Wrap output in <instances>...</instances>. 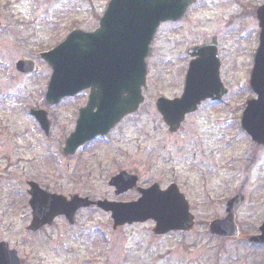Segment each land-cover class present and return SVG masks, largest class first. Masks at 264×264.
<instances>
[{
  "label": "rangeland",
  "instance_id": "obj_1",
  "mask_svg": "<svg viewBox=\"0 0 264 264\" xmlns=\"http://www.w3.org/2000/svg\"><path fill=\"white\" fill-rule=\"evenodd\" d=\"M107 3L108 0H0V14L7 18L8 26L0 29V238L18 250L24 264H85L88 252L83 246H93L87 236L92 231L104 234L105 253L111 239L118 243L116 252L124 254L128 250L132 257L120 264H176L177 255L183 253L181 240L188 245L191 239L200 243L207 239L203 235L205 225H199L196 234L186 237H158L152 234L150 225L129 227L117 235L111 229V215L95 209H83L76 217L78 233L86 231L84 238L73 237V229L77 227L71 229L64 217L40 232L27 230L32 219L29 203L22 205L25 198L26 202L29 200L27 181H38L44 188L64 195L79 191L73 185L80 182L77 172L82 158L73 157L72 170L68 171L67 160L58 145L73 129L71 120L83 97L73 99V106L72 100L66 99L51 107L45 99L51 69L41 62L44 67L39 73L18 72L16 76L15 63L20 58L39 60L40 52L53 48L75 28L94 29ZM263 3L264 0H199L179 22L159 28L150 53L152 92L148 105L155 95L180 94L184 79L178 81L174 72L187 59L185 49L218 36L230 89L224 105H232L236 112L206 108L186 123V129L193 127V142L199 144V171L192 172L191 177L200 183L194 185L195 194L190 198L197 207L194 215L204 222L215 216L198 207L214 202L216 195L211 194L209 181L211 185L215 177L226 176L234 186L247 184V200L237 211V222L244 233H259L258 226L264 220V149L258 150L255 157L252 155L256 163L248 170L247 158L253 143L240 127L239 111L248 99L255 97L249 80L259 43L255 10ZM29 106L44 109L54 117L49 140L29 113ZM1 154H8L7 159H2ZM224 166L228 167L220 171ZM97 190L104 192L101 186ZM120 236L122 240H118ZM236 240L227 242L222 251H214L220 244L214 241L208 253H216L226 260L225 264H264V245ZM156 254L169 256L160 262L155 260Z\"/></svg>",
  "mask_w": 264,
  "mask_h": 264
},
{
  "label": "water",
  "instance_id": "obj_2",
  "mask_svg": "<svg viewBox=\"0 0 264 264\" xmlns=\"http://www.w3.org/2000/svg\"><path fill=\"white\" fill-rule=\"evenodd\" d=\"M197 1L111 0L101 20V28L92 33L75 30L54 50L43 54L53 67L47 92V99L51 104L85 88L92 89L90 108L81 111L76 131L66 141V147L63 149L65 153H74L87 136L95 135L97 133L95 131L104 130L100 127L87 126L89 119L95 117L88 111L94 106L98 105L100 116L106 118L104 125L108 127L105 131L124 115L138 109L144 101L142 86L146 84L145 58L158 26L164 21L181 19L189 6ZM258 18L262 27L260 47L250 80L251 87L258 98L248 102L242 125L255 141L264 144V6L258 9ZM215 47L216 39L211 44L190 51L192 55H199L200 58L191 62L185 92L181 101L175 102H186L191 105L184 113L195 110L201 100L212 97L214 94L220 97L225 92L218 73L213 74L217 68ZM18 69L23 72L38 70L35 63L29 60L19 61ZM199 70L201 72L206 70V75L199 74ZM99 80L101 82H98ZM124 93L129 94L125 100ZM107 94L112 97V100ZM107 99L117 104L108 105ZM161 102H163L162 99L159 101V107L169 122L171 118L163 110ZM33 113L48 131L49 122L46 119V112L33 111ZM30 193L33 195L31 204L34 209V219L29 229L33 230H38L44 224H51L59 215H66L73 222L79 208L92 204L88 199L78 196H72L71 200H67L62 195L48 194L36 186ZM240 201L241 198H235L230 202L228 217L212 224L213 232L240 236L234 214ZM99 205L113 211L116 224L154 218L158 222L157 232L176 228L190 229L193 224V216L189 213L187 202L178 197L174 198L170 194L145 195L134 204L99 202ZM177 205L183 207V211L170 212L169 207ZM166 207L168 209H165ZM260 230L261 235L247 238L250 241L264 243V224ZM0 264H20L16 251H10L6 243L0 244Z\"/></svg>",
  "mask_w": 264,
  "mask_h": 264
},
{
  "label": "flooded vegetation",
  "instance_id": "obj_3",
  "mask_svg": "<svg viewBox=\"0 0 264 264\" xmlns=\"http://www.w3.org/2000/svg\"><path fill=\"white\" fill-rule=\"evenodd\" d=\"M7 17V16H6ZM101 17V16H100ZM100 19V18H99ZM99 22V21H98ZM16 26V24H14ZM99 26V25H98ZM97 26V27H98ZM14 27V26H13ZM95 27L94 29H96ZM0 29H8L7 18L5 19L3 15L0 14ZM90 29L88 31H92ZM193 49L189 47L185 49L187 59L185 57L184 63L181 67L176 69L174 72L178 76V81L183 77V86L182 92L180 94H163L155 95L152 99L150 105H148L149 97L152 92L151 87L149 86V74H150V65L152 54L147 58L148 71H147V88L144 90L145 100L140 105L139 109L135 112L125 115L121 120L114 123L107 132L98 134L91 140H87L78 148L75 154L65 155L67 160L66 166L68 171L72 170V160L73 157L79 155L82 158V163L80 170L77 174L79 175L80 182L73 185L82 191L80 193L78 190L72 194H78L81 197H87L92 200H108L111 202H135L139 200L145 192L151 190L155 194H165L166 192L172 193L177 196H183L188 201L190 213H196L197 207L191 202V196L194 193V185L200 183L196 181L194 177H191L192 172L199 171L198 164V142H193L195 140V134L193 127H188L186 129V123L188 120L198 113L202 112L206 108H217L221 112H234V109L229 107V105H224L226 97L229 93L222 95L218 99L207 98L203 100L199 105L196 111L189 112L183 116V118L178 121L173 126L165 120L164 115L160 112L158 108V100L160 97L164 98L165 102L163 103L164 111L170 115L175 116L176 114L182 115L184 109L190 107L188 103H180L171 105L169 102L174 101L182 96L184 90V84L186 81V76L189 68V64L193 59H199L200 56L197 55L192 57L190 55V50ZM50 50V49H48ZM47 51V50H45ZM42 52H40L39 60H35L37 64L44 67V63L48 67V64L42 60L40 57ZM216 56H217V66L218 69H215L213 74H219L221 81L223 82L226 89H229L226 82V60L222 56V50L220 45L216 47ZM21 59V58H20ZM17 62V61H16ZM44 62V63H41ZM16 64V63H15ZM15 75L18 76V71ZM183 73V76L181 75ZM203 74L199 70V74ZM204 75V74H203ZM175 82V80H174ZM83 97V102L81 105L77 106L74 117H72L71 123L73 129H69L67 136L63 140V144L58 146L62 147L65 144V140L75 129L76 120L79 115V111L82 107L88 105L90 90L87 89L80 93L79 95L69 99L72 100L71 105L73 106V99L76 97ZM243 106L239 109L240 113L244 110ZM40 109V108H38ZM233 109V110H232ZM98 109L95 108L94 111ZM236 112V110H235ZM48 117L51 122V129L49 135L45 136L49 140V137L54 128V117L48 113ZM34 118V117H33ZM143 118H150V120H144ZM94 122L101 121L105 123L106 118L102 117L99 119H93ZM197 123V121L195 120ZM143 123H148L143 126ZM39 126V125H38ZM40 128V127H39ZM132 130L134 132H132ZM261 145H258L256 149H263ZM6 155L2 156V159H7ZM226 165V164H225ZM228 166H224L220 171L226 170ZM73 172L70 176V179L73 178ZM187 177V178H184ZM115 179L120 181L114 182ZM214 181L208 188L215 196L214 202L209 206H198L202 209H207L209 212L215 214L213 219H208V221L199 222L195 216V223L192 228L188 231L182 230H172L165 234H156L154 229L156 228V222L149 220L146 222H136L132 224H124L122 226L114 227L113 223L111 224L112 232L117 234L118 231H123L129 227L141 226V225H150V230L153 235L158 237H167L168 235H178L181 237L193 236L197 233V228L199 225H205L206 228L203 232V235L207 237L206 241L200 243L198 239L190 240L188 245L187 242L181 240V248L183 253L177 255L176 264H225V259H220L217 254H210V248L214 245V241H219V247H215L214 251L217 249L222 251L227 242H230L232 237H224L213 234L210 232L211 222L217 219H222L225 217L228 208V202L234 196H242L243 201L240 203L241 207L247 200L248 192L245 190V183L239 185H232L230 179L226 176H217L213 179ZM32 181L38 183L41 188H44L38 181L29 180L27 181V193L29 195V200L22 203L25 206L29 203L30 207V189L32 187ZM101 183V184H100ZM98 186L103 187L104 192L101 193L97 190ZM212 186V187H211ZM211 187V188H210ZM51 193H57L56 191H50L48 188H44ZM72 192V191H71ZM61 194V193H60ZM31 209V207H30ZM89 209H95L99 211L98 207L91 206ZM239 209V208H238ZM174 211H183L181 207H175ZM70 225V224H69ZM79 225L77 222L71 226V229ZM76 230V231H75ZM79 228L73 229V237L80 236L84 238L86 231L78 233ZM94 230V229H93ZM98 229H96L97 231ZM78 233V234H77ZM103 234H97L94 231L88 233L89 243L93 244L90 247L85 244L83 247L86 249L88 254L85 256V264H120L122 261L128 260L132 257L128 253V250H125V253L122 254L119 251H115V247L118 243H113L112 239L109 241V247H107L108 252L105 253V237ZM118 235V234H117ZM110 239V238H109ZM123 236L118 239L122 240ZM125 237V242H126ZM4 241L3 238H0V242ZM97 244V245H96ZM169 254H156L154 255L156 261H164ZM223 258L225 255L222 256ZM134 258V256H133ZM154 260V262H155Z\"/></svg>",
  "mask_w": 264,
  "mask_h": 264
}]
</instances>
